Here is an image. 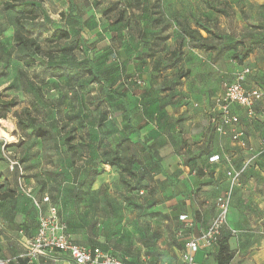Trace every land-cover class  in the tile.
<instances>
[{
    "label": "crops",
    "instance_id": "1",
    "mask_svg": "<svg viewBox=\"0 0 264 264\" xmlns=\"http://www.w3.org/2000/svg\"><path fill=\"white\" fill-rule=\"evenodd\" d=\"M206 2L198 0L196 5L199 9L195 8L193 13H198L200 18L212 19ZM141 7L147 13L148 24L156 26L157 31L160 27L159 31H162L165 22H176L175 16L170 19L164 17L166 8H170L172 13H179L182 1L141 0ZM80 12L81 5L75 14ZM100 16L98 14L96 22L90 24L91 29L84 30L83 36L88 38L86 43L89 52L94 51L96 61L103 63L95 64L104 73L102 88L108 86L116 90L122 81L110 86L107 78L119 60L111 57L115 55L114 52L110 53L113 48L112 34L106 30L107 24L103 23V19L100 20ZM151 17L157 21L154 23ZM161 33L157 32L152 38L165 40ZM254 37L264 43V33L261 34V31L258 34L255 32ZM171 52H166L162 57L160 52H153L154 57L146 58L144 66H149L151 71L164 73L160 66L162 59L168 70L177 68L179 63L174 68L168 66ZM130 54L133 57H128L131 59L129 66L136 65L138 61L134 57L138 54ZM240 63V69H252L246 82L248 87L264 86L255 74L257 71L264 73V57L251 52ZM234 76L227 80L232 81ZM151 84L148 87H154ZM146 93L143 89L124 90L118 99L120 103L126 102L131 110L133 129L129 137L135 144L134 165L139 177L145 175L149 179L148 188L133 191L132 184L136 178L128 180L131 187H123L120 171L108 164H102L104 172L93 182L85 180L83 172L95 168V165L90 162L79 166L76 161L68 167L59 162L71 152L56 154L50 162L41 163L36 169L32 162L24 163L25 183L33 187L39 197L46 193L52 197L77 243L100 247L123 257L128 264H179L185 240L190 236H200L211 225L218 212L217 198L231 188L228 171L240 169L246 160L257 155L264 138V120L248 119L244 109L233 106L234 113L240 116L237 127L246 131L248 147L244 148L233 142L231 132L226 135L217 132L219 117L212 110L214 97L195 102L196 108H191L189 119L178 123L182 117L172 118L178 114H173L171 105L159 106L162 111L154 116L157 104H141ZM137 100L140 101L134 109L133 104ZM187 109L182 106L180 115ZM188 137L190 145L183 150L173 140L175 138L181 146L183 139ZM91 149L95 148L91 146ZM100 152L103 153V150ZM89 154H85L87 159L91 156ZM215 154H220L221 160L211 163L209 158ZM75 166L80 168L76 176ZM111 169L114 176L107 175ZM7 192H12V195L6 197ZM43 210L46 213L47 204L43 205ZM41 214L42 210L35 207L22 191L18 170L0 169V258L14 257L25 251L24 241L37 233ZM190 223L193 225L189 226ZM172 232L175 240L170 237ZM221 237H228L230 247L235 251L232 264H264V155L253 159L234 186L228 223ZM219 250L218 243L201 249L196 255L197 264H217ZM20 264L76 263L65 255L48 254L38 256L31 262L23 259Z\"/></svg>",
    "mask_w": 264,
    "mask_h": 264
},
{
    "label": "rangeland",
    "instance_id": "2",
    "mask_svg": "<svg viewBox=\"0 0 264 264\" xmlns=\"http://www.w3.org/2000/svg\"><path fill=\"white\" fill-rule=\"evenodd\" d=\"M6 1L12 0H0V114L5 116L0 118V128L6 133L5 137H0V169L9 170L5 152L11 157H18L21 162H32L35 169L41 163L50 162L51 157L56 154L65 155L66 152H71L59 162L68 167L76 161L79 166L91 162L95 165V169L103 173L105 167L102 164L106 163L102 160L110 161L116 156L117 143L130 138L131 129L124 124V108L119 99L114 95L106 96L102 92L100 79H95L89 74V61H95L96 65L103 64L96 61V53L88 50L84 55L81 54L82 42L71 40L50 42V36L56 29H67L72 33L76 30L80 32L81 25L68 14L70 0H24L14 10L5 9ZM74 1L83 4L86 9L84 18L88 29H91L90 24L96 22V18H99L98 14H101L100 20L103 19V23L107 24L106 30L111 31L113 48L110 53H115L111 57L119 61L107 78L108 83H111L110 86L116 85L120 80L122 82L116 87V91L120 94L129 89L146 90L147 96L141 101L137 100L133 107L137 108L139 101L146 105L157 104L158 107L153 111L154 116L161 113L162 109L159 106L171 105L173 114H178L172 118L182 117L178 123L186 122L191 108H196L195 102L219 95L227 79L238 72L237 68L241 70L239 57L250 52H256L264 57V43L257 41L258 37H254L255 32L264 33V0H207L205 5L210 9L212 19L200 18L198 13H193L195 8L199 9L196 5L198 0H181V12L172 13L170 8H166L164 17L170 19L175 16L176 22H165L162 31H159L160 27L157 31L156 26L148 24L147 13L141 7V0ZM25 3L37 5L33 17L25 15L28 14ZM110 8L113 11L108 19L105 12ZM122 11H124L123 21L120 22ZM17 15L24 16L21 18L22 33L35 37L44 49L43 54L34 55L36 63L30 67L25 65L22 58L26 52L31 54V50L20 47L14 40L18 28ZM198 17L214 32L210 37V44L216 46L214 51H210L208 55L203 49L194 48L195 42L190 40L189 34L185 38L184 56L179 62L180 67L168 70L162 59L160 66L164 73L151 71L149 66H144L145 59L154 57V53L160 52L159 55L162 57L166 52L173 51L184 35L182 31L185 23L188 22L196 28ZM151 19L156 20L152 17ZM157 32H162L161 35L165 40L157 41L152 38ZM201 33L204 37L209 36L203 30ZM83 46L88 45L83 44ZM131 52L138 54L134 57L138 63L133 66H129L131 59L128 57H133ZM193 52L196 54H192ZM99 70L97 69L98 74L103 76L104 73ZM76 72H79L76 77L69 76ZM257 72L256 76L264 85V73ZM149 81L154 87H148ZM11 100L17 102V106L9 110L3 108L2 102ZM182 106L188 109L180 115ZM25 108L36 118V121L31 128L20 130L15 113H21ZM23 115L24 118H28V114ZM103 116L107 118L104 121ZM4 120H9L10 125H5ZM40 127L48 132L45 137H38L37 130ZM112 132L113 135H110ZM189 139L190 137L183 139L179 146V142L173 138L181 150L190 145ZM91 146L95 149L92 150ZM134 146L135 144L132 148L133 152H135ZM71 147L74 149L71 150ZM123 148L126 152V147ZM107 149L113 154L105 158L100 151L104 152ZM54 151L56 153H53ZM85 154L91 156L87 159ZM83 158L85 159L82 160ZM111 167L120 171V183L123 187L125 185L131 187L128 180L136 178L132 184L133 191L137 187L148 188L149 179L145 175L139 177L134 164L131 166L132 172L129 173L122 172L124 164L118 168ZM109 168L108 166L107 169ZM79 170L80 168L75 166L74 176L80 173ZM89 170L85 169L86 172L83 174L85 173L86 176ZM113 174L114 171L111 169L107 175ZM112 184L116 187L114 183ZM173 234L172 232L170 237L175 240Z\"/></svg>",
    "mask_w": 264,
    "mask_h": 264
},
{
    "label": "built area",
    "instance_id": "3",
    "mask_svg": "<svg viewBox=\"0 0 264 264\" xmlns=\"http://www.w3.org/2000/svg\"><path fill=\"white\" fill-rule=\"evenodd\" d=\"M251 73L250 67H244L236 72L234 79L225 82L223 91L214 97L212 108L219 117L217 132L222 135L231 132L233 142L244 148L248 147L245 140L246 131L237 127L240 123V116L234 113L233 106L236 105L244 109L248 119L264 120V86L248 87L246 82ZM4 154L8 161V169L10 171L18 170L22 191L32 200L35 207L42 210V214L37 233L24 241L26 244L25 251L14 257L0 258V264H20L23 259L31 262L38 256L48 254L68 256L76 264H128L123 258L112 252L74 241L68 232L67 224L62 219L60 208L53 203L52 197L48 193L42 197L36 195L34 188L25 183L26 169L21 160L18 157H11L6 152ZM261 155H264V138L261 140L260 149L256 156ZM256 156L246 160L240 169L232 168L228 171L231 188L217 198L218 212L211 225L200 236H190L185 240L184 248L180 251L179 264H197V253L201 249L219 242L222 230L228 223L233 188ZM220 160V154H215L209 158L211 163ZM44 204H47L46 213L43 210ZM192 225V223L189 224V226Z\"/></svg>",
    "mask_w": 264,
    "mask_h": 264
},
{
    "label": "trees",
    "instance_id": "4",
    "mask_svg": "<svg viewBox=\"0 0 264 264\" xmlns=\"http://www.w3.org/2000/svg\"><path fill=\"white\" fill-rule=\"evenodd\" d=\"M24 0H12V1H6L4 4V7L6 10H14L15 8L18 7V5H20ZM130 4L132 3L131 1L129 2ZM26 4V5H25ZM25 7H27L26 9H28V14L25 15H29L30 17H33V15H35L36 9H37V5L35 3L32 4H28L25 3ZM70 9L68 11V14H70L76 21H78V24L81 25V28H79V31H75L74 33H72L70 30L67 29H56L52 35L50 36V42H59L62 40H71V41H76L77 43L82 42L84 45H87L86 43V39L83 36L84 30L87 28L85 25V19H84V13L86 11V9L84 8L83 4L79 3V2H75L74 0H70ZM81 5V12L78 13V15H76V10L79 9ZM113 11L112 8L106 10L105 14L106 17L109 19L111 12ZM120 22L123 21L122 16L124 15V11L121 12L120 14ZM24 16L22 15H17L16 17V21L18 24V28L15 31L14 34V40L19 43L20 47H23L24 49H28L29 51L31 50V54H29L28 52H26L25 54H23V58L22 60L24 61L25 65L27 67H30L32 65H34L36 63V60L34 58V55H41L44 53V49L42 48V45L40 44V42L35 38L32 37L30 35H25L22 33L21 28H23L22 24H21V18H23ZM79 19V20H78ZM157 20L154 21V23ZM110 25V24H108ZM205 31L209 36L208 37H204L201 33V31ZM183 37L178 41L176 48L171 52L170 56H169V66L172 68L176 67L178 65V63L181 61L182 56H183V48H184V42H185V38L186 36L190 34V40L194 41V48L197 49H203L205 51H214L216 49V46L211 45L210 44V37L214 35V32L212 30V28L205 23L203 20L201 19H197L196 22V28H193L188 22L185 23L184 27H183ZM83 44L80 46V50H81V54H85V52H88L89 48L88 46H83ZM251 53V52H250ZM250 53H246L244 56L239 57L240 61H244V59H246ZM88 69H89V74L94 76L95 79H100V81L102 80V76L99 75L97 72V68L95 67V62L94 61H89L88 62ZM64 70H66V68H64ZM68 70V69H67ZM77 75H79V72H76V74H69V76L71 78L76 77ZM105 80V79H103ZM102 80V81H103ZM102 92L108 96V95H114L115 98H121V95L119 92H117L116 90H114L111 87L108 86H104L102 88ZM17 102L11 100V101H6V102H2V106L3 108H6L7 110L14 108L17 106ZM122 106L124 108V114H125V120H124V124L126 125V127L133 129V126L131 124V110L129 109V105L124 102L122 103ZM29 110L27 108L23 109V111L21 113L16 112L15 116L18 120V127L20 130H27L29 128H31L32 126L35 125V121L36 118H34L33 116H31V114L28 112ZM24 113L28 114V118H24ZM5 117L4 114H0V118ZM106 116H103L102 120H106ZM47 131L43 130V128H38L37 130V135L38 137H45L47 135ZM75 138H72V140H74ZM69 140V141H72ZM70 143V142H69ZM133 142L131 141L130 138H125L121 141H119L117 143V148L115 149V157L110 160V161H103V163H106L108 165L111 166H116V167H120L121 165L124 164V167L122 168V172L124 173H129L132 172L131 166L135 163V158L133 157ZM126 147V152H124V148ZM124 150H123V149ZM74 148L71 147V150H73ZM123 150V151H122ZM113 154V152H111L110 150H105L103 152V156L105 158L110 157ZM23 164L25 162H22ZM100 174V171L98 169L92 168L88 171L85 180L91 181L93 182L95 180V178ZM142 189V187H137V190ZM12 195V192H7L5 194V196H10ZM67 224V223H66ZM68 225V224H67ZM67 228H69L67 226ZM69 232V230H68ZM219 253L216 257V261L217 264H232V261L235 257V251L231 249L230 244H229V238L228 237H221L219 242Z\"/></svg>",
    "mask_w": 264,
    "mask_h": 264
},
{
    "label": "bare ground",
    "instance_id": "5",
    "mask_svg": "<svg viewBox=\"0 0 264 264\" xmlns=\"http://www.w3.org/2000/svg\"><path fill=\"white\" fill-rule=\"evenodd\" d=\"M4 124L9 126L10 125L9 120H4ZM5 136H6V133H5L4 129L0 128V137H5Z\"/></svg>",
    "mask_w": 264,
    "mask_h": 264
}]
</instances>
